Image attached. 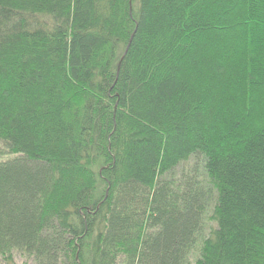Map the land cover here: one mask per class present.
<instances>
[{"label": "trees", "instance_id": "16d2710c", "mask_svg": "<svg viewBox=\"0 0 264 264\" xmlns=\"http://www.w3.org/2000/svg\"><path fill=\"white\" fill-rule=\"evenodd\" d=\"M264 264V0H0V264Z\"/></svg>", "mask_w": 264, "mask_h": 264}, {"label": "rangeland", "instance_id": "374dc122", "mask_svg": "<svg viewBox=\"0 0 264 264\" xmlns=\"http://www.w3.org/2000/svg\"><path fill=\"white\" fill-rule=\"evenodd\" d=\"M16 260H17V264H33L32 260L20 256H17Z\"/></svg>", "mask_w": 264, "mask_h": 264}]
</instances>
